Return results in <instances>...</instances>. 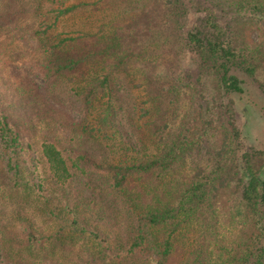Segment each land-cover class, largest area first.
<instances>
[{
	"label": "trees",
	"instance_id": "16d2710c",
	"mask_svg": "<svg viewBox=\"0 0 264 264\" xmlns=\"http://www.w3.org/2000/svg\"><path fill=\"white\" fill-rule=\"evenodd\" d=\"M264 0H0V264H264Z\"/></svg>",
	"mask_w": 264,
	"mask_h": 264
},
{
	"label": "rangeland",
	"instance_id": "374dc122",
	"mask_svg": "<svg viewBox=\"0 0 264 264\" xmlns=\"http://www.w3.org/2000/svg\"><path fill=\"white\" fill-rule=\"evenodd\" d=\"M247 95L244 96L243 101L248 105H252V114H248L245 111L240 113L237 117V123L239 125H244L246 120L249 122V128L246 131L247 137L250 139L249 143L256 147L264 146V117L257 110V104L255 102H259L256 98V93L253 91L250 86H248Z\"/></svg>",
	"mask_w": 264,
	"mask_h": 264
}]
</instances>
